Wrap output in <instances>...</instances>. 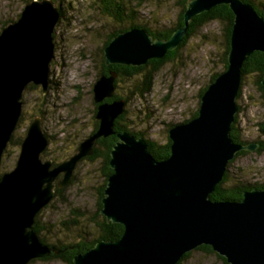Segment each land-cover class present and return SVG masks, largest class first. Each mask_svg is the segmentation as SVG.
<instances>
[{
	"label": "water",
	"instance_id": "1",
	"mask_svg": "<svg viewBox=\"0 0 264 264\" xmlns=\"http://www.w3.org/2000/svg\"><path fill=\"white\" fill-rule=\"evenodd\" d=\"M218 5L233 14L225 70L202 93L197 115L168 130L167 158L155 159L141 137L116 134L101 213L123 232L118 240H101L75 255L73 264H176L200 245L210 246L228 264H264V185L244 190L237 201L209 198L236 152L257 147L233 141L229 132L238 111L242 62L253 51L264 54V17L244 0H191L183 25L168 39L153 40L145 29L131 27L104 47L105 64L138 66L162 58L183 40L192 17ZM59 16L52 0H29L0 30V162L22 115L25 88L40 86L43 94L48 89ZM116 75L109 70L94 82L97 129L62 163L52 166L40 157L48 144L41 117L28 124L13 169L0 173V264H28L62 251L40 240L36 216L54 198L55 188L72 180L76 161L93 153L94 142L115 134L114 120L125 106L123 98L107 100ZM261 85L264 90V75Z\"/></svg>",
	"mask_w": 264,
	"mask_h": 264
},
{
	"label": "rangeland",
	"instance_id": "2",
	"mask_svg": "<svg viewBox=\"0 0 264 264\" xmlns=\"http://www.w3.org/2000/svg\"><path fill=\"white\" fill-rule=\"evenodd\" d=\"M253 1L264 10V0ZM123 2L135 13L136 19L131 23L145 25L153 31L174 26L180 11V0ZM25 3L26 0H0V30L5 22L16 20ZM54 3L61 15L53 31L48 89L44 94L40 86L24 90L23 119L13 134L18 140L23 138L32 118L39 115L48 140L40 157L51 160L52 166L72 156L78 144L91 134L96 107L92 88L101 75L103 44L111 32L129 25L102 11V0H55ZM225 49L226 22L212 20L189 36L173 59L152 72L150 88L143 94L135 90L142 73L118 80L114 92L126 101L125 118L121 122L130 131L142 133L144 139L165 142L171 124L185 122L197 112L201 89L209 83L211 75L223 70ZM150 69L151 65H146L143 74ZM257 80L256 73L244 74L236 97V125L241 139L247 143L264 140L258 125L264 123V97ZM95 143L93 151L96 147L100 153L94 159L88 156L78 159L72 180L37 215L46 228L43 236L48 244L75 242L80 238L91 241L98 237L95 221L101 220V198L112 173L105 176V149ZM257 148L230 160L226 186L264 185V150ZM18 153L19 145L9 143L2 154L0 172L13 169ZM196 248L187 251L188 257L181 264H225L216 252ZM28 264L64 262L50 258L34 259Z\"/></svg>",
	"mask_w": 264,
	"mask_h": 264
},
{
	"label": "trees",
	"instance_id": "3",
	"mask_svg": "<svg viewBox=\"0 0 264 264\" xmlns=\"http://www.w3.org/2000/svg\"><path fill=\"white\" fill-rule=\"evenodd\" d=\"M28 1L29 0H26V2H28ZM52 1L54 2L55 0H52ZM190 1L191 0H180V11L177 15L176 23L174 26L169 27V28H165V29L163 28L159 31H153L152 29H150L149 27H147L145 25L131 23L136 19L135 13L130 7H129L130 8L129 9L128 6H125V2H123V0H102V2H103V4H101L102 5V8H101L102 11H104L106 14H109L110 16L114 17L119 22H122V23L129 22V25H126V26L123 25V27H121L119 30L113 31L110 33V35L107 37L106 41L103 44V49L115 35H117L119 32H123V31H125L131 27H139V28L145 29L151 35L153 40H156V39L166 40V39H168L176 28L183 25L182 14H183L185 8L187 7L188 2H190ZM244 1L249 2L256 9L258 14H260L264 17V10L260 9L258 7V5H256L254 3L253 0H244ZM56 6L59 10V15H61L60 8L58 7V5H56ZM216 19L226 22V49H225L224 59H223V70H225L226 65H227L226 55H227L228 50H229V39H230L231 25L233 22V14L227 5H218V6L211 8L208 11H204V12L197 14L194 17H192V19L189 21L187 33L185 34L183 40L179 43V45L176 48L167 52L162 58L149 59V60H147V62L145 64L138 65V66L137 65L136 66L131 65V64H127V65H124V64H108V65H106L105 64V58L103 55L102 65H101L102 69L100 70L101 71L100 74H108L109 70L115 71L117 74L115 81H114V84H115L118 80H120L121 78H123L125 76L131 77L133 75H138V74L142 73L139 83H137L135 85V90L138 93L143 94L145 91H147L150 88L152 72L157 70L158 67L163 62H165L166 60L173 59L174 56L176 55L178 48L180 46H182L184 44V42H186L187 38L189 36H191L199 27H201L202 25H204L205 23H207L209 21L216 20ZM7 23L8 22H5L3 24V26L6 25ZM52 36H53V34H52ZM149 64L151 65V69L149 71H147V73L143 74L142 71L146 68V65H149ZM249 72L257 74V76H258V80H257L258 87L262 91V96L264 97V90H263L262 85H261V79L264 75V54L261 51H253L251 54H249L243 60L242 66H241V77L244 74H247ZM218 73H220V72H217V73H214L213 75H211L209 83L218 75ZM207 85H205V87H203L201 89L200 97H201L202 93L204 92V90L207 88ZM240 85H241V83H240ZM33 86L34 85H32V84H28L26 88H31ZM239 93H240V86H239V89L237 92V96H239ZM119 98H123V97H121L120 95H116L114 92L112 98H109L107 100L110 101L112 99H119ZM125 104H126V101H125ZM95 112H96V107L94 110V114H95ZM125 112L126 111H125V106H124V111L114 120L113 130L115 131V134L109 135L107 137H100L96 140V143H95V144H99V145L103 146L105 149L104 150V156L106 158L105 176H108L110 173H112V169L109 166V158H110V151H111L114 143L117 141L116 134L120 133V132H129L130 134L134 135L135 137L143 138L142 133L130 131L124 125V123L121 122L125 118L124 117ZM237 113H238V111H237ZM237 113H235V115H234V120L231 124V129H230L229 135L233 141L240 143V144H247L246 141L241 139L240 133L238 131L239 129L236 125ZM196 115H197V112H195L191 118L195 117ZM22 119H23V114L21 115L19 122ZM190 119H188V120H190ZM188 120H185V122ZM94 122H95V124H94V128H93L92 132L96 131L99 121L96 119ZM172 125H174V124H171V126ZM258 125H259L260 132L264 135V123H258ZM14 132H13V134H14ZM21 140H22V138L18 140L12 135L9 143L13 144L15 142V144L20 145ZM144 140L147 143L148 151L151 153V155L155 159L163 160L169 156L170 145H171V141L169 140V138H167L166 141L163 143H157L155 141H151L148 139H144ZM257 149L264 150V140H260V147H258ZM99 153H100L99 150L96 147H94L93 153L91 155H89L87 158L88 159H94ZM245 153H247V150H245V149L237 151L233 160L237 156H239L241 154H245ZM232 161L228 162V164H230ZM226 171H227V169H226ZM226 171L223 174L222 179L216 184L214 190L212 192H210L209 198L211 200H213V201H217V200H235V201H237V200H240L242 198V192L244 190H249V189L255 188L254 185L250 186V184H248V185L247 184L246 185L234 184L232 186H226V184H225V182L227 180V172ZM0 173H2V172H0ZM259 186H260L259 188H263V184L259 185ZM61 191H62V188L56 187L55 188V195L59 194ZM100 206H101V203H100ZM100 217H101V220L95 221V223L99 229V233H98L97 238L92 239L91 241L90 240H84L83 238H80L79 240H77L75 242H67L64 244H61V243L54 244V245H57L58 248H60L62 251L58 254L51 253L48 257H44L41 259L46 260V259H50V258H59L64 262V264H73V258L75 257V255H77L79 253H83L86 250L92 248L97 242H99L101 240H106V241L118 240L120 238L122 232H123V226L119 223H114L112 221H109L102 214ZM45 229L46 228L43 226V224H40L39 218L36 216V221L34 224V230L37 233V235L39 236L40 240L46 243L44 236H43L44 235L43 231ZM196 249H201V250H204L205 252L213 251L212 248L210 246H207V245H200ZM188 253L189 252H186L185 254H183V256L180 258V260L176 264H181L182 261L188 257ZM218 257L225 264H228L224 257H222L220 255Z\"/></svg>",
	"mask_w": 264,
	"mask_h": 264
},
{
	"label": "flooded vegetation",
	"instance_id": "4",
	"mask_svg": "<svg viewBox=\"0 0 264 264\" xmlns=\"http://www.w3.org/2000/svg\"><path fill=\"white\" fill-rule=\"evenodd\" d=\"M96 106H97V104H96ZM96 120V119H95ZM94 124H95V122H94ZM254 142H256L257 143V147H260V140H255ZM60 176H58V178H59Z\"/></svg>",
	"mask_w": 264,
	"mask_h": 264
}]
</instances>
